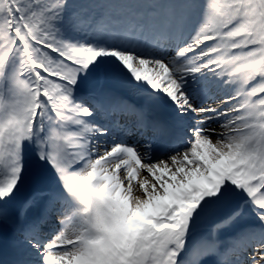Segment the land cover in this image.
<instances>
[{"label":"snow or ice","instance_id":"obj_1","mask_svg":"<svg viewBox=\"0 0 264 264\" xmlns=\"http://www.w3.org/2000/svg\"><path fill=\"white\" fill-rule=\"evenodd\" d=\"M93 7L0 0V264H264V0Z\"/></svg>","mask_w":264,"mask_h":264},{"label":"rangeland","instance_id":"obj_2","mask_svg":"<svg viewBox=\"0 0 264 264\" xmlns=\"http://www.w3.org/2000/svg\"><path fill=\"white\" fill-rule=\"evenodd\" d=\"M163 0H78L80 3L93 5L92 13L94 15L104 13L105 15L111 14L113 16L118 14L122 20H127L132 14H138L139 17L152 18L153 15L161 13V9L155 8V5H162ZM169 0L168 2H170ZM150 4L151 7H148ZM152 16V17H151ZM27 189L25 190V194ZM212 221L206 220L200 225V232L198 235L206 234L207 230L211 227ZM227 235V234H224Z\"/></svg>","mask_w":264,"mask_h":264},{"label":"bare ground","instance_id":"obj_3","mask_svg":"<svg viewBox=\"0 0 264 264\" xmlns=\"http://www.w3.org/2000/svg\"><path fill=\"white\" fill-rule=\"evenodd\" d=\"M175 2H177V0H173V3H175ZM115 16L118 17V14L116 13ZM121 20H122V18H121ZM120 94L124 95L127 93L122 92ZM127 99H129L130 101H133L130 98H127ZM206 103L212 104V106H215V105L220 103V100L218 98H213L212 100L206 101ZM155 115L159 119H166V112H164V111H160V112L156 113ZM103 119H109V123H113L112 120H114L115 122H119V123L124 122L125 124H128V127L133 129V132L131 135L132 136V138H131L132 143L134 141L139 140L142 136H144L141 134V132L135 130L133 118L126 116V115H123L120 112H112L111 109H109V113L107 115H105L103 117ZM220 238L222 240H224L226 238V235L222 234ZM12 251H13V248L11 247V245L7 244V246L3 250L0 251V260H4V259L9 258L12 255Z\"/></svg>","mask_w":264,"mask_h":264}]
</instances>
